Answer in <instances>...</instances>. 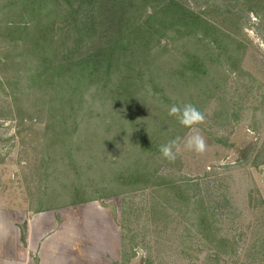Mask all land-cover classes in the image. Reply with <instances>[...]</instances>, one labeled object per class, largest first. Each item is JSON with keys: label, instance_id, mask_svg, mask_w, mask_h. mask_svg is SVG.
<instances>
[{"label": "rangeland", "instance_id": "obj_1", "mask_svg": "<svg viewBox=\"0 0 264 264\" xmlns=\"http://www.w3.org/2000/svg\"><path fill=\"white\" fill-rule=\"evenodd\" d=\"M16 1L9 11L10 0H0V31L31 22ZM97 1L104 45L119 38L121 72L116 88L86 90L71 79L68 86L73 81L82 98L80 131L73 134L82 147L71 162L53 151L51 101L60 86L48 78L35 88L29 74L37 61L21 60L20 51L6 56L0 43V209L21 212L7 217L23 220L56 212L57 233L66 234L69 245L63 264H122L124 236L135 239L131 251L127 242L128 254L135 253L128 264H216L210 259L217 248L198 229L197 216L208 209L218 236L231 241L220 249L226 254L219 264H264V164L253 165L264 144V0H183L201 17L193 24L156 0ZM65 9H55L58 24ZM186 103L205 114L195 127L206 150L196 153L181 143L170 162L157 146L153 160L161 161L152 165L179 190L106 185L110 170L139 156L140 139L154 141L150 136L157 134L163 145L192 134L168 114L171 105ZM67 127L68 135L75 133L71 123ZM225 198L228 213L221 208Z\"/></svg>", "mask_w": 264, "mask_h": 264}, {"label": "trees", "instance_id": "obj_2", "mask_svg": "<svg viewBox=\"0 0 264 264\" xmlns=\"http://www.w3.org/2000/svg\"><path fill=\"white\" fill-rule=\"evenodd\" d=\"M156 1L158 4L174 7L175 12L181 14V21H190L193 24V22L196 23L201 19V17L193 14L186 7L183 0ZM20 3L24 7V12L21 14L32 18V20L31 22L28 20L22 24H11L17 25L18 27H4V29H7L6 32H8L6 34L3 33L4 29H1L0 32L3 34L0 35V43L7 45V47L3 52L1 49L3 45L0 44V51L5 53L6 56H9V51H20L19 58L21 60L34 58L37 61L38 64L30 70L31 73L29 74L31 84L35 88L45 84L48 78L54 80V87L60 86L62 88H55L59 93L51 101V107L55 110L54 113L56 115V117L52 118V124H55L53 128L56 127L54 140L58 141L56 145L53 144L55 147L53 151L55 154L59 153L60 155H64L66 161L71 162V155L73 156L74 151L80 150L82 147L74 142L73 137V134L78 135L80 131L82 117L76 106L77 103L78 106L80 105L82 98H76L75 93L77 91L74 89L75 84L73 81L70 86L68 85L72 79L80 82L82 89L86 90L98 84L107 86L109 84L116 88L117 82L119 81L118 75L121 72L119 70L120 64H118L119 62L117 60L119 56L116 50V46L119 43L117 40L119 38L115 42L104 45L105 33L102 34V31L98 28L103 7L97 0H20ZM16 4L19 5L16 0H10V3L4 6L5 9L12 11L14 7H17ZM61 5L66 6L63 12L64 15L62 16L65 17L58 24V19L55 17V9ZM47 22L49 23L47 24ZM17 28H21L19 33H15ZM38 32L39 35L35 37ZM17 34L18 37H15L14 35ZM17 64L20 65L19 62ZM121 75L123 74L121 73ZM125 84L131 88L130 84L127 83L120 85ZM65 88H67L66 92L68 93L63 94ZM130 91L132 92L129 89V93L126 94L130 95ZM124 96L125 94L121 97ZM78 114L80 117L76 120V116H79ZM175 121H178L176 117L174 123ZM70 123L75 127V133L68 135L67 132L69 129L66 126H69ZM169 135L168 133L166 134L167 139ZM150 137L154 141H150L151 139L149 137L140 139V152L137 153L139 156L124 163L125 165L122 166L120 171L115 169L110 170L111 175L105 181L106 185L109 184V181H119L124 184L123 186H127L134 192L141 189L146 190L150 187H159L160 190L168 187L167 190L171 194H175L179 190L180 187L169 182L164 175L152 170V165H159L161 161V159H153L157 155V152L156 155L154 154L155 150H157L156 147H159L163 141L158 142L157 134H152ZM74 144L78 146H74ZM255 149L256 147L250 151H254ZM262 164H264V144L256 151L253 162V165L256 167ZM79 177V179H82L84 175L80 174ZM154 182L156 184L153 185ZM224 200V205L220 207L228 213L231 205H227L226 202H228V199L225 198ZM209 211L207 209L198 214V229L199 233L204 237V240L209 241V243L217 248V256L210 260L219 264L218 260L221 261L222 254H226V252H220V249L227 250L231 241L227 237L222 238L218 236L216 226L214 227V224L212 225L209 218L214 217L215 214L211 211V214H209ZM134 241L135 239L129 238V236L123 237L122 264H128L134 258L135 253L128 254L129 250L135 249L133 245ZM127 242L131 246L129 250L127 248Z\"/></svg>", "mask_w": 264, "mask_h": 264}, {"label": "crops", "instance_id": "obj_3", "mask_svg": "<svg viewBox=\"0 0 264 264\" xmlns=\"http://www.w3.org/2000/svg\"><path fill=\"white\" fill-rule=\"evenodd\" d=\"M13 213L22 214L0 209V264H63L69 245L66 234L57 233L59 215L51 211L46 220L49 213L9 219Z\"/></svg>", "mask_w": 264, "mask_h": 264}, {"label": "clouds", "instance_id": "obj_4", "mask_svg": "<svg viewBox=\"0 0 264 264\" xmlns=\"http://www.w3.org/2000/svg\"><path fill=\"white\" fill-rule=\"evenodd\" d=\"M168 114L175 116L183 127L192 131V134L185 138L176 137L168 143L160 145L161 156L170 162L175 161L181 151V143L187 150L203 153L206 150V140L195 126L205 121V114L191 103H186L183 106L173 104L170 106Z\"/></svg>", "mask_w": 264, "mask_h": 264}]
</instances>
